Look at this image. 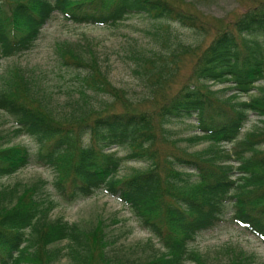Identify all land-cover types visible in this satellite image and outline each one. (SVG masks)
I'll use <instances>...</instances> for the list:
<instances>
[{
  "label": "trees",
  "instance_id": "1",
  "mask_svg": "<svg viewBox=\"0 0 264 264\" xmlns=\"http://www.w3.org/2000/svg\"><path fill=\"white\" fill-rule=\"evenodd\" d=\"M54 13L72 23L94 25L144 14L194 28L192 16L165 0H0V59L26 50ZM80 48L55 43L57 59L76 74L73 93L61 103L54 105L19 68L2 78L0 110L12 120V134L29 135L38 144L31 152L24 144L0 141V177L32 160L50 167L52 177L0 188V264H55L62 256L69 264H185L188 259L190 264H254L252 254L232 247L216 263L209 262L188 251V244L222 222L228 207L231 223L264 243V126L240 135L249 113L264 123V88L254 84L264 77V10L242 13L232 30L216 34L195 58V81L228 83V100L247 95L227 109H210L208 96L194 84L174 95L161 92L176 73L180 56L195 53L191 45L177 40L165 52L135 51V72L143 86L137 98L111 85L106 66L92 52L81 55ZM145 99L159 101L153 114L135 110ZM115 102L120 111L112 108ZM188 118L192 132L187 140L205 146L188 157L159 160L149 147L155 133L167 140L172 134L167 125ZM118 146L128 147L127 157L144 166L116 176L118 162L107 149ZM103 185L155 240L157 248L145 245V258L109 255L101 221L83 230L47 218L53 205L49 188L72 202ZM61 242L64 249L55 246Z\"/></svg>",
  "mask_w": 264,
  "mask_h": 264
},
{
  "label": "rangeland",
  "instance_id": "2",
  "mask_svg": "<svg viewBox=\"0 0 264 264\" xmlns=\"http://www.w3.org/2000/svg\"><path fill=\"white\" fill-rule=\"evenodd\" d=\"M183 14L194 18V28L180 25L176 21L153 19L144 14H132L114 24H83L63 20L54 13L38 30L31 45L24 51L2 57L0 59V84L2 78L14 68H19L28 77L34 88L39 92L48 93L53 99L52 103H61L69 93H73V84L76 74L70 67H64L57 59L55 51L56 42H70L80 45L83 56L91 52L96 59L106 66L107 78L111 85L122 87V93L137 98L143 91L138 81L135 60L132 58L135 51L165 52L167 46L174 41L191 45L196 48L195 53H186L180 56L177 71L161 92L165 95H174L178 90L188 84H194L208 96V107L224 108L231 101L246 98L247 95H238L234 99H227L232 92L226 85L228 83H199L195 81L193 64L197 54L213 37L223 30H232V22L242 13L250 10H264V0H165ZM196 31L195 34L193 31ZM140 70L137 68V71ZM139 75V74H138ZM140 76V75H139ZM255 86L264 88V77L256 81ZM253 94L256 91L250 90ZM104 97L105 94H104ZM226 101V102H225ZM229 102V104L227 103ZM156 99H145L135 105V110L149 111L153 114L158 106ZM112 108L120 111L122 106L115 102ZM259 116L248 114L240 135L243 136L253 129H259L264 123ZM152 119H154L152 117ZM191 119L181 122H171L170 137L163 140L157 133L149 146L157 153L159 160L167 155L188 157L192 150L203 148L206 142L193 143L188 141L187 134L192 132ZM13 122L10 117L0 110V141L6 144L21 143L31 152L37 148V140L29 135L12 134ZM156 126L154 127V130ZM249 134V133H247ZM260 138V137H259ZM173 142H172V141ZM230 149L229 143L222 145ZM260 149L264 150V145ZM111 157L118 162L116 176H123L132 169L143 167V163L127 157L129 149L126 146L110 147L107 149ZM191 172L190 170H185ZM190 177L193 176L190 173ZM49 180L52 170L48 166H41L33 160L16 171L0 177V188L27 183L36 177ZM49 197L53 205L48 211L47 218H60L68 224H76L80 229L89 230L96 221H101L103 232L110 244L106 252L113 256H128L133 259H143L149 253L145 245L157 248L155 240L139 226L138 221L131 213L130 208L120 202L116 195L108 191L105 185L91 191L88 196L72 202L61 200L50 188ZM229 207L222 222L208 230L199 232L188 244V251L206 257L209 262L216 263L224 255L225 248L241 249L254 256V264H264V243L229 220ZM64 249V242L55 245ZM63 252V250H62ZM186 260L185 264H190ZM55 264H69L62 256Z\"/></svg>",
  "mask_w": 264,
  "mask_h": 264
}]
</instances>
